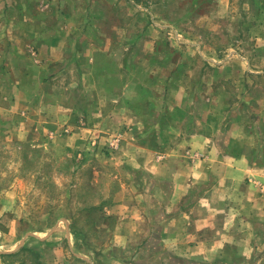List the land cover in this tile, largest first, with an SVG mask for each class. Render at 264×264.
I'll return each mask as SVG.
<instances>
[{
  "label": "crops",
  "instance_id": "crops-1",
  "mask_svg": "<svg viewBox=\"0 0 264 264\" xmlns=\"http://www.w3.org/2000/svg\"><path fill=\"white\" fill-rule=\"evenodd\" d=\"M138 7V15H154ZM129 8L114 0H0V86L14 90L10 104L24 103L9 119L15 134L35 133L19 129L24 115L84 120V127L69 123L70 141L118 143L111 167L119 173L91 212L99 226L90 244L122 251L115 260L103 254L104 264H240L242 250L253 249V225L264 221V191L255 183L264 184V156H253L264 153V107L252 91L259 93L258 82L241 77L264 73V65L244 70L248 58L236 50L226 61L207 55L200 38L171 25L176 33L163 38L170 45L162 55V34H131L137 21L142 26ZM12 186L0 196V264H100L70 255L58 241L48 246L50 224L37 231L19 180ZM219 212L225 219L214 227ZM61 227L69 231L70 222L55 231ZM67 244L74 247L71 235ZM226 246L234 248L230 258ZM137 250L142 259H133Z\"/></svg>",
  "mask_w": 264,
  "mask_h": 264
},
{
  "label": "rangeland",
  "instance_id": "rangeland-1",
  "mask_svg": "<svg viewBox=\"0 0 264 264\" xmlns=\"http://www.w3.org/2000/svg\"><path fill=\"white\" fill-rule=\"evenodd\" d=\"M114 1L127 2L130 7V19L140 18L142 27H139L137 21L136 25L130 27L131 34L138 33L143 28L147 36L162 34L158 37L162 40L167 35L175 36L176 31L170 32L171 25L178 33L188 36L187 38L191 40L197 41L200 38L198 43H202V49L207 55L215 58L224 57L226 61L229 54L231 57L233 50H236L248 58L249 62L241 64L244 70L247 64L256 68L264 65V0ZM138 3L150 7L154 15L150 18L143 14L138 15ZM260 4L263 7H259ZM126 18L125 16L122 19L127 21ZM154 20L156 24H161V28L157 26L158 28L155 29L152 26ZM169 42L166 38L160 43L163 46L162 55L167 51ZM180 43L183 42L180 41ZM262 74L264 73L249 77L243 73L241 77L243 81L258 82L259 93L252 90L260 98L261 106L257 107L258 109L264 107V89H261V85H264V75ZM13 91L10 86H0V196L2 194V198L6 199V192L14 187L13 182L19 180L22 197L29 207L24 210L30 212L29 218L34 228L41 231L45 225L50 224L51 230H48L50 233H47L48 236L45 238H49L50 241L46 242H49L47 245L50 247L56 246L58 241L70 255L80 253L90 260L101 258L100 264H104L103 254H106L108 258L111 256L110 260L122 256V251L118 247L105 252L102 248L90 244L97 242L99 226H97L96 215H91V212H96L104 203L106 187L108 185L112 187L114 172L119 173L118 169L111 167L115 161L111 151L117 147L114 144L111 146L110 143H108L109 148L104 143H94L97 142V138L88 139L84 147L81 141L69 140L68 135L71 134L72 129L69 127V121L34 122L26 120V115L20 116L23 120L20 119L19 129H29L35 133L26 138L17 136L14 131L16 126H13L14 122L9 119L12 113L17 114L13 109L22 108L24 103L10 104L11 95H14ZM243 91L244 95L250 96L247 94L249 90ZM57 92L58 90L55 91L56 95ZM261 98H263L262 101ZM248 107L249 109L243 110L245 113L251 112V105ZM42 109L46 113L52 110L50 106H42ZM181 113L178 111V114ZM50 115L55 117L57 113ZM253 117L251 123L259 124L254 115ZM72 123H78L84 127L89 121L80 120L70 124ZM43 131L48 133H39ZM253 156L256 159H262L264 153H254ZM255 183L260 190L264 191L263 183L258 180ZM91 208L94 210L91 211ZM218 214L212 217L214 227L221 226L225 219L222 213ZM66 222H70L69 231H66L64 227L55 231L57 225L60 223L64 225ZM106 222H108L107 219L103 224ZM252 233L250 240L253 249L250 246L242 250L240 264H264V221L253 225ZM70 235L74 242L72 248L67 244ZM211 235H215L214 231ZM159 252L170 263L169 250L162 249ZM224 252L230 258L234 254V248L226 246ZM132 257L133 259L143 258L140 250H137ZM178 258L184 260L182 257L178 256ZM128 260L134 261L130 258ZM172 263L186 264L180 260Z\"/></svg>",
  "mask_w": 264,
  "mask_h": 264
},
{
  "label": "built area",
  "instance_id": "built-area-1",
  "mask_svg": "<svg viewBox=\"0 0 264 264\" xmlns=\"http://www.w3.org/2000/svg\"><path fill=\"white\" fill-rule=\"evenodd\" d=\"M113 144L117 147V143H116V144H115V143H112V145H113Z\"/></svg>",
  "mask_w": 264,
  "mask_h": 264
},
{
  "label": "trees",
  "instance_id": "trees-1",
  "mask_svg": "<svg viewBox=\"0 0 264 264\" xmlns=\"http://www.w3.org/2000/svg\"><path fill=\"white\" fill-rule=\"evenodd\" d=\"M259 7H263V6L260 4Z\"/></svg>",
  "mask_w": 264,
  "mask_h": 264
}]
</instances>
